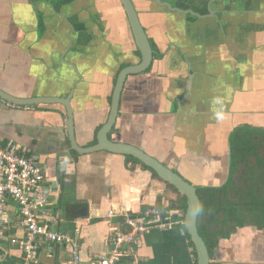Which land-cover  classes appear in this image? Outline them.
Listing matches in <instances>:
<instances>
[{"label":"crops","instance_id":"obj_1","mask_svg":"<svg viewBox=\"0 0 264 264\" xmlns=\"http://www.w3.org/2000/svg\"><path fill=\"white\" fill-rule=\"evenodd\" d=\"M161 1L134 0L156 56L149 70L127 77L109 137L141 148L197 187H219L230 174L234 132L264 131V0ZM140 61L120 0H0V90L18 98L71 95L82 147L97 143L119 72ZM67 126L62 104L14 107L0 99L4 140L38 157L58 184L49 223L77 236L79 264H101L115 237L129 230L120 213L176 218L183 211L184 196L142 164L73 150ZM21 255L9 237L0 240V264H19ZM36 259L71 264L58 244H43ZM117 264H197V253L176 224L144 234ZM210 264H264V227L222 238Z\"/></svg>","mask_w":264,"mask_h":264},{"label":"built area","instance_id":"obj_2","mask_svg":"<svg viewBox=\"0 0 264 264\" xmlns=\"http://www.w3.org/2000/svg\"><path fill=\"white\" fill-rule=\"evenodd\" d=\"M57 189L58 184L46 177L39 158L10 146L0 132V240L9 237L11 244L19 248L22 254L19 264H37L36 254L43 244L65 247L71 255L70 263L79 264L81 244L77 236L59 232L49 223L54 216L50 198ZM9 201L15 203V212ZM114 214L110 212V215ZM184 215L182 210L176 218L171 212L160 211L136 217L127 212L120 213L129 230L115 237L110 253L101 256L99 262L117 264L134 253L144 234L155 229H169L176 224L184 225ZM18 229L21 235L16 232Z\"/></svg>","mask_w":264,"mask_h":264},{"label":"trees","instance_id":"obj_3","mask_svg":"<svg viewBox=\"0 0 264 264\" xmlns=\"http://www.w3.org/2000/svg\"><path fill=\"white\" fill-rule=\"evenodd\" d=\"M230 143L231 168L227 181L219 187L200 186L197 190L201 200L198 229L210 256L222 238L229 237L239 228L264 227V131L239 127ZM127 157L152 171L138 159ZM166 184L179 192L173 185ZM182 209L185 212L186 204ZM183 228L189 238L186 226Z\"/></svg>","mask_w":264,"mask_h":264},{"label":"water","instance_id":"obj_4","mask_svg":"<svg viewBox=\"0 0 264 264\" xmlns=\"http://www.w3.org/2000/svg\"><path fill=\"white\" fill-rule=\"evenodd\" d=\"M120 2L127 14L136 45L141 53V61L138 64L127 66L119 72L113 90L110 113L107 122L98 132L96 144L90 147H82L78 144L75 135V110L71 103V95L67 97L18 98L0 90V99L18 106L62 104L67 110V130L73 150L81 154L108 151L125 156H132L157 173L163 181L173 185L186 198L184 225L187 228L190 241L195 246L197 264H210V252L198 229V218L201 210V200L197 192L198 187L182 177L177 171L165 165L156 157L146 153L141 148L128 143L113 141L109 137L116 124L119 113L120 98L127 77L132 74L146 71L152 64L153 60V50L133 0H120Z\"/></svg>","mask_w":264,"mask_h":264},{"label":"flooded vegetation","instance_id":"obj_5","mask_svg":"<svg viewBox=\"0 0 264 264\" xmlns=\"http://www.w3.org/2000/svg\"><path fill=\"white\" fill-rule=\"evenodd\" d=\"M151 1H156V2H158L159 4H162V3H164V2H162L161 0H151ZM133 3H134V5H135V2H134V0H133ZM165 6H167L168 7V5L167 4H164ZM135 7H136V5H135ZM168 8H170V7H168ZM137 9V8H136ZM138 11V10H137ZM138 14H139V12H138ZM140 17V16H139ZM141 20V19H140ZM129 21V20H128ZM142 23V22H141ZM130 24V23H129ZM144 27V26H143ZM130 28H131V26H130ZM145 29V28H144ZM146 31V30H145ZM147 34V33H146ZM148 36V35H147ZM148 39H149V37H148ZM149 41H150V39H149ZM150 44H151V47H152V50H153V60H152V63H153V61H154V58H155V56H156V53H155V50H154V47H153V45H152V43L150 42ZM138 48V47H137ZM139 50V49H138ZM141 54V53H140ZM152 66V64L150 65V67ZM127 67V66H126ZM150 67L147 69V70H149L150 69ZM123 68H125V67H123ZM122 68V69H123ZM146 70V71H147ZM145 72V71H144Z\"/></svg>","mask_w":264,"mask_h":264}]
</instances>
